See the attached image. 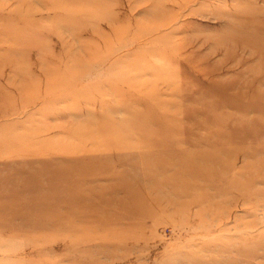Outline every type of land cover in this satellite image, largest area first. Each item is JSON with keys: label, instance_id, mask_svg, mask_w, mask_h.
<instances>
[{"label": "rangeland", "instance_id": "374dc122", "mask_svg": "<svg viewBox=\"0 0 264 264\" xmlns=\"http://www.w3.org/2000/svg\"><path fill=\"white\" fill-rule=\"evenodd\" d=\"M0 264H264V0H0Z\"/></svg>", "mask_w": 264, "mask_h": 264}]
</instances>
